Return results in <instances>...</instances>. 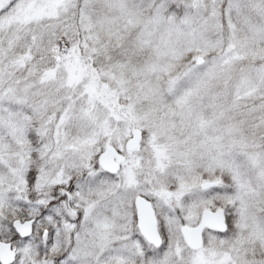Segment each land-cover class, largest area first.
<instances>
[{
	"label": "snow or ice",
	"instance_id": "obj_1",
	"mask_svg": "<svg viewBox=\"0 0 264 264\" xmlns=\"http://www.w3.org/2000/svg\"><path fill=\"white\" fill-rule=\"evenodd\" d=\"M0 264H264V0H0Z\"/></svg>",
	"mask_w": 264,
	"mask_h": 264
}]
</instances>
